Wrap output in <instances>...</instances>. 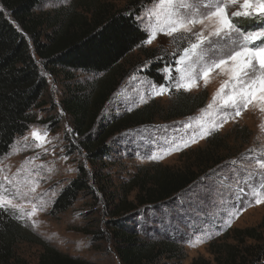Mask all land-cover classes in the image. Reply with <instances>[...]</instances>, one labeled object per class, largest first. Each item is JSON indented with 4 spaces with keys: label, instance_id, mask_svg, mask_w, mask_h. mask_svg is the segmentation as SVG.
I'll list each match as a JSON object with an SVG mask.
<instances>
[{
    "label": "rangeland",
    "instance_id": "374dc122",
    "mask_svg": "<svg viewBox=\"0 0 264 264\" xmlns=\"http://www.w3.org/2000/svg\"><path fill=\"white\" fill-rule=\"evenodd\" d=\"M71 1L45 0L36 12H53L68 7ZM105 1L123 7L127 0ZM194 2L202 4L209 0ZM151 9H154V3L143 7L137 21L148 39L153 31L156 38L151 43L145 42L121 63L116 91L98 121L107 124L152 102L166 109L173 99L172 93L178 91L190 95L206 93V106L188 118L169 123L158 119L150 126L116 134L108 142L111 153L104 164H93L78 149L73 119L62 104L67 97V88L80 84L90 89L93 82L105 76L86 72L49 74L41 105L32 112L33 124L0 160V201L35 236L60 252L96 264H120L110 234V222L114 220L110 215L124 194L122 184L128 182L139 168L145 169L154 163L182 168L191 150L206 147L208 138L219 134L231 149L222 165L202 176L171 202L141 207L127 219L128 228L140 240H167L182 247L181 256L163 259L157 264H192L197 259L212 263L210 247L213 243L223 242L235 229L256 228L264 219V203H257V199H264V169L260 168V163H264V111L255 100L239 116L231 107H222L224 100L221 97L226 98L235 83L230 80L227 67L224 71L214 69L207 84L198 74L204 71L206 61L211 62L208 57L218 61L245 44L243 35L264 30H249L241 25L245 20L262 16L233 18L240 28L239 34L234 33L227 43L218 39L211 50L205 44L203 53L190 55L184 49L196 42V36L191 33L163 34L160 29L166 24L165 12L156 9L157 14L150 17ZM238 9V4L229 7V14ZM199 10L204 11L203 8ZM205 24H197L193 32L203 30L207 35L213 24L207 21ZM252 43L261 45L259 40ZM252 43L248 46L252 47ZM146 49H159L166 55L165 66L160 71L165 85L155 84L146 75L149 66L143 56ZM231 64L229 62V66ZM225 81L229 84L224 93H219ZM178 84H191L192 87L187 90L177 87ZM97 128L98 125L94 135ZM241 129L248 130L247 137L236 139ZM33 132L39 133L41 138H34ZM80 167L92 175L91 190L82 193L68 211L55 213L53 206L57 198L78 177ZM134 196L135 192L129 200ZM227 242L234 243L233 239ZM42 252L40 245L28 242L20 243L16 248L17 257L25 264H39Z\"/></svg>",
    "mask_w": 264,
    "mask_h": 264
},
{
    "label": "trees",
    "instance_id": "16d2710c",
    "mask_svg": "<svg viewBox=\"0 0 264 264\" xmlns=\"http://www.w3.org/2000/svg\"><path fill=\"white\" fill-rule=\"evenodd\" d=\"M44 1L0 0V160L33 124L32 112L41 105L49 74L86 72L105 76L93 82L90 89L80 84L67 88L62 104L73 119L78 149L93 164H104L111 153L108 142L116 134L150 126L158 119L169 123L188 118L206 106V93L190 95L178 91L172 93L173 99L166 109L152 102L107 124L100 123L98 120L116 91L121 63L148 40L137 17L153 0H127L123 7L105 0H72L68 7L37 13ZM241 25L249 30L264 28V16L250 18ZM143 56L149 64L148 78L157 85H165L160 71L165 66L166 55L159 49H146ZM247 133V129H241L236 139L247 137ZM207 141L206 147L188 153L182 168L154 163L145 169L139 168L122 184L124 194L110 215L114 219L110 222V234L120 264H157L182 255V247L177 242L140 240L128 228L127 219L141 207L171 202L202 176L222 165L230 147L219 134ZM91 176L80 167L78 177L57 198L54 212L68 211L82 193L89 192ZM134 192L133 200H129ZM263 231L264 219L256 228L235 229L223 242L211 245L212 263L197 259L192 264H264ZM229 239L234 243H228ZM23 242L41 246L39 264H96L60 252L35 236L13 212L0 207V264H25L16 254L17 246Z\"/></svg>",
    "mask_w": 264,
    "mask_h": 264
},
{
    "label": "snow or ice",
    "instance_id": "6c2138e0",
    "mask_svg": "<svg viewBox=\"0 0 264 264\" xmlns=\"http://www.w3.org/2000/svg\"><path fill=\"white\" fill-rule=\"evenodd\" d=\"M153 3L154 9L149 10L150 17L157 14L156 9L165 12L166 24L160 29L163 34L174 36V34L191 33L196 36V42L190 43V46L184 49V52L190 55L203 53L205 44L208 45V50H211L218 39H223L227 43L234 33L239 34L240 28L233 22V18L264 16V0H209L208 3L202 4H196L194 0H153ZM237 4L239 9L229 14V7ZM201 8L204 11H200ZM206 21L213 24V29L208 31L207 35L203 30L193 32L197 24L206 26ZM155 38L156 32L153 31L146 42L151 43ZM242 39L245 44L230 55L218 61L208 57L211 62L206 61L204 71L198 74L199 78H203L207 84L209 75L214 69L224 71L227 67L230 80L235 83L232 84L231 93L227 94L226 98L221 97L224 100L222 107H231L236 116L247 109L254 100L261 105L260 110L264 111V46H262L264 30L243 35ZM258 40L261 41V45L252 43ZM249 43H252V47L248 46ZM229 62H232L231 66ZM228 84L229 81H225L218 90L219 93H224ZM177 87L190 90L192 85L178 84ZM208 107L211 108L212 105L209 104ZM32 135L36 139L41 138L37 132H33ZM260 168L264 169V163H260ZM7 179L5 177V180ZM255 195L260 194L255 193ZM7 203L11 204V201ZM257 203H264V199H257ZM3 206L4 202L0 201V207Z\"/></svg>",
    "mask_w": 264,
    "mask_h": 264
}]
</instances>
